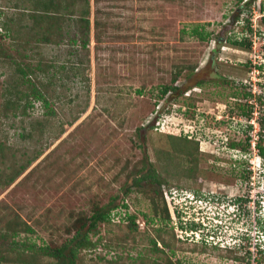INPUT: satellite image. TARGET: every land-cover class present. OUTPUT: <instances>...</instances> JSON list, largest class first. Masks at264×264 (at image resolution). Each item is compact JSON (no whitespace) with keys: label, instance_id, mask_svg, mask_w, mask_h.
I'll list each match as a JSON object with an SVG mask.
<instances>
[{"label":"rangeland","instance_id":"374dc122","mask_svg":"<svg viewBox=\"0 0 264 264\" xmlns=\"http://www.w3.org/2000/svg\"><path fill=\"white\" fill-rule=\"evenodd\" d=\"M17 3L22 9L31 7L25 0H0V11L19 10L13 7ZM90 7L88 48L82 46L78 28L61 19L55 31L61 45H30L27 63L34 67L43 60L54 66L49 71L54 83L42 87L53 116L44 114L41 101L26 115L6 113L11 98L6 88L14 76L0 68V169L11 172L41 151L14 182L0 188V235L18 231L8 240L0 237V244L9 246L8 260L0 264H55L54 258L33 255L27 246L66 243L75 234V218L95 207H110L111 220L90 234L100 243L80 249L79 264H153L155 259L242 264L235 253L214 249L219 245L213 243L205 246L201 238L205 224L208 229L218 224L219 209L211 196L228 186L222 194L227 201L241 190L236 186L241 179L229 181L228 175L251 170L257 175L260 164L264 167V157L252 145L260 129L264 132V0H90ZM98 12L107 27L100 42L95 37ZM198 24L213 34L210 41L187 33ZM230 37H247L252 48L230 46ZM190 66L195 69L189 71ZM183 67L175 83L179 89L161 96V87L171 84ZM46 78L32 74L37 85V80L48 82ZM244 89L255 98L243 97ZM237 102L255 104L250 119L238 115ZM169 134L199 141V167L207 170L206 177L199 176L200 184L183 180L188 186H158L149 179L135 186L146 171H139L142 163L156 160L159 150L173 151ZM180 154L174 157L186 163ZM158 188L167 219L163 202L154 206L149 196ZM263 188L262 183L254 186ZM225 203L220 211L224 218L234 208L233 202ZM257 210L253 203L252 214L258 218ZM131 214L136 215L135 228ZM26 224L31 228L25 232ZM221 224L225 234L228 227ZM258 229L249 230L261 255L264 228ZM154 239L164 252L152 251ZM219 240L231 245L225 237Z\"/></svg>","mask_w":264,"mask_h":264},{"label":"trees","instance_id":"16d2710c","mask_svg":"<svg viewBox=\"0 0 264 264\" xmlns=\"http://www.w3.org/2000/svg\"><path fill=\"white\" fill-rule=\"evenodd\" d=\"M25 2L30 4L31 7L22 9L20 4L17 3L13 7L19 10L8 12V14L0 11V68L7 69V71L4 70L2 73H8L10 76H14L11 77L13 81L6 88L11 98L6 100L5 112L8 113V111H11L14 116L26 115L28 113L27 109L29 107H34L35 101H41L42 107L45 109L44 114L53 116L55 111L49 108L50 100L42 90V87L46 88L54 83L53 77H49L51 73L49 71L54 67L52 66L53 63H49V61L45 63V61L42 60L32 67L31 64L26 62L27 58H31V54L28 51L33 41L37 46L61 45V38L55 37L57 33L55 31L60 28V26H58L60 19L62 21H69L75 28H78L79 34L84 36L82 46L88 48L91 33L90 0H25ZM96 11H100L99 8H97ZM104 27V22L101 20L98 12V16L95 20V37L98 42L102 40L103 33L107 31V27ZM187 33L197 37L201 41H210L213 36V34L207 31L201 24L192 27ZM5 39H7V43ZM76 41V38L71 39L72 44H75ZM226 42L229 43L230 46L239 47L244 50H250L253 45V41L247 37L236 38L234 40L230 37ZM31 49L37 50V47L31 46ZM244 65L247 67V64ZM64 67L65 65L63 64L61 68L64 69ZM189 68V71L195 69L194 66H190ZM183 69L184 67L179 68L175 72L171 84H164V86L161 87V96L166 95L172 90L179 89V86L175 83L178 81V77L183 73ZM37 72L43 73L49 81L44 82L43 80H37L39 85L35 84V81L32 79V74ZM202 82L203 81L199 82V84H202ZM243 91V97L247 98L253 96L251 90L244 89ZM253 98H255V96H253ZM235 108L238 115L250 119L255 111V104L253 102H237ZM260 125L264 129V118H262ZM250 127H252V125ZM261 131L262 129L259 131L257 147L264 157V145H262L264 132ZM31 135L32 134H29V136ZM169 137L171 138L170 142H172L171 146L173 151L169 150L166 152V150H159L158 153L162 155L157 156L156 160H149V162L142 163L140 167L141 170L139 169V171H143V169H146V171L143 175L134 180L135 186L140 187L142 181L147 179L155 182L158 186H162L165 183H175V185L184 186L187 185L186 183L183 184L186 180H193L195 181L194 183H198L197 179H199V176L206 177L207 170L199 167V141L193 140L194 138L188 135L169 134ZM2 145L3 144H0V146ZM232 145L234 146V144ZM248 146H250L249 143ZM38 151L32 158H28L25 164H21L17 168L12 167L11 172H6L4 168L0 169V188L14 182V180L24 172L27 166L38 157L41 152L40 150ZM176 152H181L180 155L185 156L188 161L184 163L176 160L174 157ZM183 180L184 182H182ZM198 184H200V182ZM126 192H130V190ZM146 194H148V192H146ZM149 196L153 199L154 206L157 205L159 201L163 202V214H165L163 218L167 219L169 217V211L166 208L163 191L159 188L155 189L149 193ZM156 209H158V207ZM156 213H159L158 210H156ZM109 214L110 207L108 210L102 207H95L91 214H80L75 218L72 224L75 234L70 240H67L66 243L56 247L48 246L44 248H34L33 245H28L27 247L33 251V255L37 256V254H41L49 258H54L56 260L55 264H79L78 251L80 249L93 248V245L100 243L99 241H93L92 238H90V234L93 233V235H95L100 229V223H107L111 220ZM129 218L131 219L130 226L132 228L137 227L135 221L136 215L131 214ZM25 227H27L24 230L25 232L31 228L28 224H26ZM17 232L18 231H14L10 235L1 234L0 237L3 239L7 238L6 240H8L10 237L16 235ZM161 240L164 246L170 245L164 239ZM152 242V251L154 253L165 251L164 248L157 246L156 239ZM73 243L74 245H72ZM205 246H207L206 243ZM8 249L9 246L0 244V260H8V254L6 253ZM18 252L20 257L25 255L20 253V249ZM163 261L164 260L158 261L155 259L153 264H177L171 259L165 262Z\"/></svg>","mask_w":264,"mask_h":264},{"label":"flooded vegetation","instance_id":"af4514ba","mask_svg":"<svg viewBox=\"0 0 264 264\" xmlns=\"http://www.w3.org/2000/svg\"><path fill=\"white\" fill-rule=\"evenodd\" d=\"M234 176V177H232ZM229 177V181H235L236 177L240 178L241 186L236 185L241 190L238 191V195H235L233 199L224 201L225 194L227 190H225L228 186H223V188H219L222 191V194H213L211 196L212 200L215 202L218 211V216L216 218L218 224L214 226L213 232L215 233V237L219 240L222 237L230 240V246L228 248H222L220 246H214V249H223L229 252L235 253L234 258L242 264H264V254L257 255L256 251L252 245V233L249 229L253 230V228L258 227L261 229L264 228V188L254 189L258 183H262L264 186V173L253 174V171H245L240 174L232 173ZM202 185V184H201ZM228 185V184H227ZM184 191L183 189H181ZM258 191L257 195H253V191ZM255 197V198H254ZM256 200H254V199ZM224 202V203H223ZM229 202H233L234 208L229 212V216L226 218L223 217V214H220L221 208H224L223 204L226 205ZM255 204L257 212L261 213V216L258 218L252 214V204ZM228 227L224 232L225 234H221L220 228L222 227V222ZM202 225H204L202 223ZM208 225V224H205ZM203 228H208L206 226ZM202 229V228H201ZM258 229V230H259ZM243 230L245 232H243ZM241 231V232H240ZM247 232V233H246ZM252 233V235H251ZM255 233H258L256 231ZM222 242V240H219ZM221 245V244H220ZM253 251H255L253 253Z\"/></svg>","mask_w":264,"mask_h":264},{"label":"clouds","instance_id":"9594fccd","mask_svg":"<svg viewBox=\"0 0 264 264\" xmlns=\"http://www.w3.org/2000/svg\"><path fill=\"white\" fill-rule=\"evenodd\" d=\"M257 139H258V137H257ZM253 142H256L255 146L257 147V140L252 141V143ZM261 157H263V156L261 155ZM258 171L260 173H264V167H262V164H260V168ZM206 227L208 228V225ZM213 229H214V226L212 225L206 232H204L203 237L201 238L204 241V243H207V244L213 243V244L219 245L221 247L228 248L230 246V245H228L229 243L227 242V244H225V243H223V242L221 243V241L217 240V238L215 237V233L213 232ZM263 244H264V239H263ZM259 252L264 253V250H259Z\"/></svg>","mask_w":264,"mask_h":264},{"label":"built area","instance_id":"2783aa9c","mask_svg":"<svg viewBox=\"0 0 264 264\" xmlns=\"http://www.w3.org/2000/svg\"><path fill=\"white\" fill-rule=\"evenodd\" d=\"M255 145H256V142H253V148H256V146H255Z\"/></svg>","mask_w":264,"mask_h":264}]
</instances>
